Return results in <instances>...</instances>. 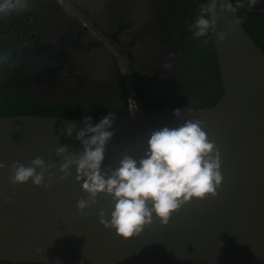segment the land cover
Instances as JSON below:
<instances>
[{
    "label": "water",
    "instance_id": "obj_1",
    "mask_svg": "<svg viewBox=\"0 0 264 264\" xmlns=\"http://www.w3.org/2000/svg\"><path fill=\"white\" fill-rule=\"evenodd\" d=\"M229 2L236 6V0ZM257 12L264 14V10ZM221 31L227 33L223 43L215 36ZM215 32L212 42L223 92L216 104L204 108L138 107L131 116L115 115L114 135L106 146L102 170L117 167L125 152L140 158L151 131L200 121L220 154L223 179L217 195L183 205L166 226L154 218L138 236L124 240L99 223L100 211L108 218L110 198L100 195L94 206L78 211L77 202L86 200L87 195L81 190L82 181L76 182L75 169L60 181L61 160L56 149L67 146L69 153L82 151L75 132L72 137L64 135L68 126L83 127L82 120L1 116L0 163L5 168L0 169V262L264 264V51L242 24L237 10L234 15L221 13L218 5ZM177 108L179 117L173 115ZM98 121L91 120L93 125ZM37 157L45 165H54L52 178L45 177L47 187H35L31 181L9 183L14 162L27 166Z\"/></svg>",
    "mask_w": 264,
    "mask_h": 264
},
{
    "label": "flooded vegetation",
    "instance_id": "obj_2",
    "mask_svg": "<svg viewBox=\"0 0 264 264\" xmlns=\"http://www.w3.org/2000/svg\"><path fill=\"white\" fill-rule=\"evenodd\" d=\"M200 4L29 0L0 17V115L100 119L128 113L132 97L144 110L149 100L155 109L213 106L221 82L212 37L202 47L187 30ZM247 7H238L241 18L264 51V0ZM10 98L12 106L1 102Z\"/></svg>",
    "mask_w": 264,
    "mask_h": 264
},
{
    "label": "clouds",
    "instance_id": "obj_3",
    "mask_svg": "<svg viewBox=\"0 0 264 264\" xmlns=\"http://www.w3.org/2000/svg\"><path fill=\"white\" fill-rule=\"evenodd\" d=\"M256 0H236V6L229 0H204L198 14L187 24V30L201 46L209 44L217 24V8L221 13L235 14L238 7L245 4L251 8ZM29 7V0H0V17L23 12ZM239 23V20L237 21ZM227 33L215 32L216 40L223 43ZM7 58L0 56V63ZM138 111L131 99L128 101V113ZM181 110L174 109L173 115L179 117ZM115 116L107 113L92 124L91 116L82 120L83 127L77 129L68 126L64 135L72 137L81 145L82 151L69 153L67 146L56 149L60 158V181L75 169V179L81 183L86 200L77 202V210L83 211L96 204L100 195L111 200L108 218L104 211L99 212V223L104 229L127 240L138 236L142 230L157 219L166 226L170 216L192 200L215 197L222 183L220 154L213 141L207 138L200 121H185L178 126H163L151 131L146 138V148L140 158L123 153L118 166L107 171L102 170L106 146L111 142ZM54 165H45L37 157L27 166L14 162L9 171V183L24 185L31 181L35 187L48 185L45 177L52 178ZM5 164L0 163V169ZM39 170V171H37ZM83 264V261H81Z\"/></svg>",
    "mask_w": 264,
    "mask_h": 264
},
{
    "label": "trees",
    "instance_id": "obj_4",
    "mask_svg": "<svg viewBox=\"0 0 264 264\" xmlns=\"http://www.w3.org/2000/svg\"><path fill=\"white\" fill-rule=\"evenodd\" d=\"M202 1V3H204V0H201ZM237 13H238V15H239V17H240V19H241V22H242V24L244 25V21H245V19L243 18V20H242V18H241V15H240V8H237ZM244 16V15H243ZM246 23H247V25H248V22H247V20H246ZM246 25V26H247ZM244 27H245V25H244ZM246 28V27H245ZM248 30V29H247ZM251 34V33H250ZM212 52H213V56H214V60H215V63H216V65H217V62H216V57H215V50H212ZM216 78L217 79H219V82H220V77H219V73H218V69H217V66H216ZM218 86H219V89H220V94L222 95V87H221V83H219L218 84ZM148 100V99H147ZM1 102L2 103H4L6 106L7 105H10V106H12L13 105V103H15L14 102V100H13V98H10V99H6V102L2 99L1 100ZM152 102L149 100L148 101V107L147 108H145L146 110L147 109H155V108H152ZM0 105H1V103H0ZM8 116L9 115H12V114H7ZM19 115H34V114H19ZM1 116H6V114H4V115H0V117ZM69 118V117H68ZM71 119H74V118H71ZM0 264H11V263H5V262H0Z\"/></svg>",
    "mask_w": 264,
    "mask_h": 264
}]
</instances>
